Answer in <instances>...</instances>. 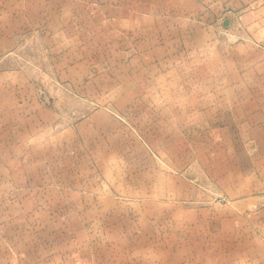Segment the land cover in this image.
<instances>
[{
    "label": "rangeland",
    "instance_id": "374dc122",
    "mask_svg": "<svg viewBox=\"0 0 264 264\" xmlns=\"http://www.w3.org/2000/svg\"><path fill=\"white\" fill-rule=\"evenodd\" d=\"M90 1L0 0V264L172 262L264 171V0Z\"/></svg>",
    "mask_w": 264,
    "mask_h": 264
},
{
    "label": "crops",
    "instance_id": "0c3cea01",
    "mask_svg": "<svg viewBox=\"0 0 264 264\" xmlns=\"http://www.w3.org/2000/svg\"><path fill=\"white\" fill-rule=\"evenodd\" d=\"M71 1L76 3L77 0ZM95 2V0L90 1L91 4ZM56 6L53 4L52 8L57 9ZM40 15L45 20L43 27L48 28L47 18L42 12ZM73 23L77 22L73 21ZM57 30L45 33L46 35L41 31L44 41L53 40L54 45L56 40L61 41L62 32ZM249 126L261 131L263 137L261 150L264 153V115L262 114L260 119L253 118ZM252 166H254L253 163ZM249 173L248 183L252 186L256 185L257 188L256 191L253 189L247 193L243 200L240 199V201H245V208H238L242 203L236 201L233 204L235 208L229 209L228 218L223 219L218 217L221 215L215 213L213 217L210 216L207 219L206 211L202 210L203 218H199L192 225L183 223L182 227L196 233L195 240L192 241V246L189 244L190 241H182L181 255H175L176 257L169 259H173L172 262L166 264H264V171L261 172L259 178L254 177V170ZM210 225H213V228L216 227L217 231L212 234L214 238L212 242L211 239H207L211 237V232L207 231L209 228L207 226ZM223 238H228V245H222ZM174 247L178 248L175 245L168 246L173 254ZM155 264L158 263L155 262Z\"/></svg>",
    "mask_w": 264,
    "mask_h": 264
}]
</instances>
